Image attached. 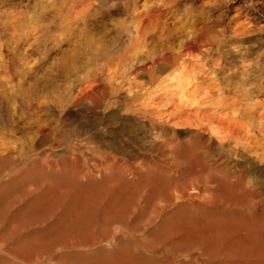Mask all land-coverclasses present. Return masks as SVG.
<instances>
[{"label": "bare ground", "instance_id": "bare-ground-1", "mask_svg": "<svg viewBox=\"0 0 264 264\" xmlns=\"http://www.w3.org/2000/svg\"><path fill=\"white\" fill-rule=\"evenodd\" d=\"M113 1L0 0V264H264V55L240 45L264 0ZM169 38L231 65L211 118L181 53L168 79L143 64ZM108 39L127 83L76 75Z\"/></svg>", "mask_w": 264, "mask_h": 264}, {"label": "rangeland", "instance_id": "rangeland-1", "mask_svg": "<svg viewBox=\"0 0 264 264\" xmlns=\"http://www.w3.org/2000/svg\"><path fill=\"white\" fill-rule=\"evenodd\" d=\"M23 5H26V0H22ZM231 1V0H230ZM111 2H114L111 0ZM144 0H141L143 3ZM242 3L235 2L234 6L238 7ZM118 5V1L117 4ZM26 10H30V5H26ZM83 7H78L76 10H82ZM234 11L230 12V15H233ZM118 18H122V15H117ZM120 16V17H119ZM258 30L255 32V39L251 42L240 43L241 47L251 46L255 52L264 55V14L255 20ZM257 38H262L261 42ZM257 39V40H256ZM184 42V43H183ZM102 46L106 48V53L98 57L95 63L81 67L76 75H87L91 77L92 75L99 74V65H103L106 69H110L112 73L115 74L116 81L127 83L128 78L127 73L134 71L129 68L128 60L125 58L129 53L125 52V47L122 45L121 40L117 39H108L101 43ZM99 47H101L99 45ZM172 47V50H171ZM210 46L198 47L194 41L187 40L185 38H176L172 40L171 38L157 41L156 39L152 42L150 46V60H146L143 64L150 66L154 65L157 67L158 75L162 79H168L171 70L175 68V65L170 62L169 57L171 58V53H181L183 56L180 60H186L187 73L189 80H192L195 83V86L192 90H195L194 96L197 97L198 101H208L207 110L202 112V116L211 118L215 110V105L213 103L217 101L218 89L221 88L225 83L222 82L221 78L225 77L231 68L229 63H222L221 69L217 63L219 54L213 53L212 56L203 59V52L207 50ZM72 47L68 44H63L61 48H53L42 54H32L30 56H25L23 58L24 62L28 63V66H31L34 71H42L47 68L57 67L59 62L63 59L64 56L68 55H81L73 54L70 49ZM227 52L234 53L236 49L231 46L230 48L225 47ZM65 52L63 53V51ZM68 52V53H67ZM255 62V61H252ZM264 64V58L260 59L258 63ZM167 66V70L163 73H160L162 67ZM95 72V73H93ZM98 72V73H97ZM108 73V72H107ZM11 77L17 81L19 77V72L16 70L10 71ZM76 76H73L75 78ZM132 77V76H131ZM151 81L147 77L138 78V82ZM108 83V80H104ZM102 82V83H105ZM252 82V81H251ZM251 82L245 84L246 88L250 87ZM158 81L149 82V85H157ZM165 84V83H164ZM261 97V95H259ZM171 107L170 109H172ZM7 108L3 102L0 103V121L3 122L8 120ZM215 115L213 116V119Z\"/></svg>", "mask_w": 264, "mask_h": 264}]
</instances>
